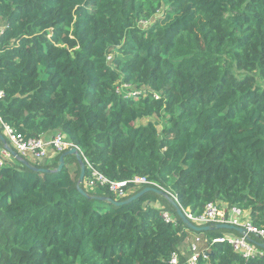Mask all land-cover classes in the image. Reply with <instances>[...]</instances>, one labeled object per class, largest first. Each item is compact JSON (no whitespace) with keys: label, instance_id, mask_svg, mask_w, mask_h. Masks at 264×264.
Returning a JSON list of instances; mask_svg holds the SVG:
<instances>
[{"label":"trees","instance_id":"trees-1","mask_svg":"<svg viewBox=\"0 0 264 264\" xmlns=\"http://www.w3.org/2000/svg\"><path fill=\"white\" fill-rule=\"evenodd\" d=\"M0 27L3 123L61 133L107 179L145 177L183 212L236 207L264 228V0H0ZM61 155L24 160L53 171ZM79 174L73 156L48 174L5 161L0 264H186L192 235L196 264H264L261 248L243 259L213 242L236 231H191L153 193L84 198Z\"/></svg>","mask_w":264,"mask_h":264},{"label":"built area","instance_id":"built-area-1","mask_svg":"<svg viewBox=\"0 0 264 264\" xmlns=\"http://www.w3.org/2000/svg\"><path fill=\"white\" fill-rule=\"evenodd\" d=\"M4 28H0V34ZM124 85V88H127ZM138 93H128L126 97H136ZM3 98V93L0 91V100ZM0 128L9 146L22 158L31 160H48L50 157L58 156L74 147L68 143L61 133H56L49 140L44 141L39 138H27L21 133H18L12 127L3 123L0 118ZM77 149V148H76ZM8 155L4 150L0 151V168L5 165V159ZM82 157V156H81ZM85 166V175L81 185L85 189L91 190L95 188H103L114 197L115 201H120L127 196L126 188L128 186H148L158 188L156 185L150 183L145 177H135L129 181H111L98 172L95 167L85 158L82 157ZM159 189V188H158ZM168 194V193H167ZM176 201L174 197H172ZM187 220L196 227H206L215 225H228L244 230L245 234H240L238 237H226L216 239L213 242H227L235 252L241 254L243 259L253 258L254 256H261L262 252L259 247L250 241L253 237L257 239L260 244H264V228L252 225L244 218V212L236 207L229 209L221 208L215 203H209L205 206L203 212L198 216H193L190 212H183ZM162 218L166 223L171 222L167 213L162 214ZM200 237H195L194 241L189 244L191 257L186 264H196L198 253L197 247L201 243ZM169 264H179V255L172 253L169 259Z\"/></svg>","mask_w":264,"mask_h":264},{"label":"water","instance_id":"water-1","mask_svg":"<svg viewBox=\"0 0 264 264\" xmlns=\"http://www.w3.org/2000/svg\"><path fill=\"white\" fill-rule=\"evenodd\" d=\"M0 143L2 145L3 150L8 154L9 157L13 158L21 166L27 168L29 171L35 172V173H40V174L59 173V172L62 171V169L64 167V158L67 157V156L75 157V160L77 161V164H78L79 170H80V174H79L78 181H77V184H76V190L84 198H89V199H93V200L100 201V202H107V203L111 204L114 207H120V206H125V205H128V204L132 203L133 201L139 199L141 196H143V195H145L147 193H153V194H155L157 196H160V197L164 198L172 206V208L174 209L176 215L182 221V223L191 231L200 233V232H207V231L214 230V229H216V230L219 229V230H233V231H236L238 234H242V235L245 234L243 229L232 227V226H228V225H215V226H206V227H196V226H194L192 223H190L187 220V218L185 217L183 211L179 208V206L176 203V201L174 199H172V197L169 196V194H167L166 192H164L163 190H160L158 188L146 187L142 191L137 193L136 195H134V196H132V197H130L127 200H124V201H115V200H112L110 198H101V197H96V196L89 197L88 194L80 187V185L83 182L84 175H85V166H84V163L82 161L81 154L78 152V150L76 148H72V149L66 151L65 153H63L59 157L57 168L55 170H53V171H49V170H44V169H37V168H34V167L30 166L29 163L26 160H24L22 157H20L7 144L5 138L2 136V134H0ZM258 247L264 250V244H259Z\"/></svg>","mask_w":264,"mask_h":264},{"label":"rangeland","instance_id":"rangeland-1","mask_svg":"<svg viewBox=\"0 0 264 264\" xmlns=\"http://www.w3.org/2000/svg\"><path fill=\"white\" fill-rule=\"evenodd\" d=\"M152 120H154V121H156L155 120V118H153ZM144 123H146L145 121L144 122H137V123H135V126H140V125H143ZM162 124V121H159V123H158V127H157V129L158 130H160V128H161V125ZM9 156H8V158L6 159V161L8 160L9 161ZM27 160L30 162V163H32V161H31V159H28L27 158ZM68 168H69V170L72 172L73 170H75L76 169V164L75 163H71V164H68ZM84 187V186H83ZM89 191V190H88ZM95 190H93V192H94ZM157 208H161L160 206H159V204H156L155 205ZM105 209V208H104ZM226 237H228V236H226Z\"/></svg>","mask_w":264,"mask_h":264},{"label":"crops","instance_id":"crops-1","mask_svg":"<svg viewBox=\"0 0 264 264\" xmlns=\"http://www.w3.org/2000/svg\"><path fill=\"white\" fill-rule=\"evenodd\" d=\"M1 28V27H0ZM55 134H46V135H43L41 136V138L46 141V140H49L51 137H53ZM54 158V156L50 157L48 160H52ZM8 161V160H7ZM244 217H246V215L244 214ZM195 238L194 235L192 236H188V238L185 240V243H190L193 239ZM250 241L256 245H259L258 243H256L255 241L251 240L250 238Z\"/></svg>","mask_w":264,"mask_h":264},{"label":"clouds","instance_id":"clouds-1","mask_svg":"<svg viewBox=\"0 0 264 264\" xmlns=\"http://www.w3.org/2000/svg\"><path fill=\"white\" fill-rule=\"evenodd\" d=\"M5 138V137H4ZM6 140V139H5ZM7 142V141H6ZM8 144V143H7ZM9 145V144H8ZM3 150V149H2ZM79 152V151H78ZM6 153V152H5ZM65 153V152H64ZM7 154V153H6ZM63 154V153H62ZM8 155V154H7ZM61 155V154H60ZM21 157V156H20ZM8 158V157H7ZM6 158V159H7ZM6 159H5V161H6ZM24 159V158H23ZM258 246V245H257Z\"/></svg>","mask_w":264,"mask_h":264}]
</instances>
